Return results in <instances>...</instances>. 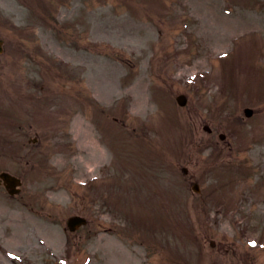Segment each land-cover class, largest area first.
<instances>
[{
    "label": "rangeland",
    "instance_id": "374dc122",
    "mask_svg": "<svg viewBox=\"0 0 264 264\" xmlns=\"http://www.w3.org/2000/svg\"><path fill=\"white\" fill-rule=\"evenodd\" d=\"M63 1L52 11L35 2L44 23L18 0H0V169L25 183L14 197L0 187V264H264V0ZM48 56L45 68L31 60ZM47 70L54 82L44 88ZM17 92L27 119L40 123L31 132L7 127L9 110H20L10 98ZM29 93L54 107H38ZM70 131L92 151L95 138L96 153H69L70 135L52 167L50 138ZM37 132L47 142L33 150L39 165L30 171L19 156ZM112 162L127 184L120 179L108 203L85 202L107 229L119 218L118 234L95 221L93 232L69 233L80 189ZM133 213L135 224L148 220L140 232Z\"/></svg>",
    "mask_w": 264,
    "mask_h": 264
},
{
    "label": "snow or ice",
    "instance_id": "6c2138e0",
    "mask_svg": "<svg viewBox=\"0 0 264 264\" xmlns=\"http://www.w3.org/2000/svg\"><path fill=\"white\" fill-rule=\"evenodd\" d=\"M254 243V242H253Z\"/></svg>",
    "mask_w": 264,
    "mask_h": 264
}]
</instances>
